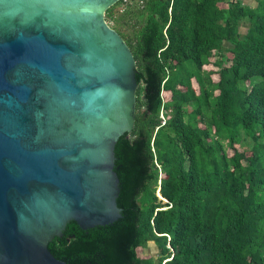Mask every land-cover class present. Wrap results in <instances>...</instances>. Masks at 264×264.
Segmentation results:
<instances>
[{"label": "trees", "instance_id": "16d2710c", "mask_svg": "<svg viewBox=\"0 0 264 264\" xmlns=\"http://www.w3.org/2000/svg\"><path fill=\"white\" fill-rule=\"evenodd\" d=\"M255 2L119 0L105 11L138 84L120 148L134 210L127 264H264V0ZM150 242L156 256L142 255Z\"/></svg>", "mask_w": 264, "mask_h": 264}, {"label": "water", "instance_id": "95a60500", "mask_svg": "<svg viewBox=\"0 0 264 264\" xmlns=\"http://www.w3.org/2000/svg\"><path fill=\"white\" fill-rule=\"evenodd\" d=\"M117 1L0 0V264L131 259L138 84L104 19Z\"/></svg>", "mask_w": 264, "mask_h": 264}, {"label": "rangeland", "instance_id": "374dc122", "mask_svg": "<svg viewBox=\"0 0 264 264\" xmlns=\"http://www.w3.org/2000/svg\"><path fill=\"white\" fill-rule=\"evenodd\" d=\"M243 2V4H246V5H249V6H255L256 2L255 0H241ZM121 11V6H117L114 10H113V13H112V16H117L119 15ZM247 24L245 22H242L241 23V27H240V30L243 31L245 28H246ZM213 58H210V62H212ZM211 68H214L213 66H211L210 64L206 65L204 67L205 70H210ZM211 78L216 80L217 79V76L215 74H212L211 75ZM193 86L194 88H196V84L193 83ZM236 149H241V145L239 144H235L234 146ZM227 152L229 155L232 154V149L230 148H227ZM158 250L156 248V246L153 244V243H148L147 246L142 250V255L144 256H147V255H152V256H156Z\"/></svg>", "mask_w": 264, "mask_h": 264}]
</instances>
